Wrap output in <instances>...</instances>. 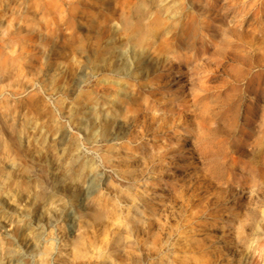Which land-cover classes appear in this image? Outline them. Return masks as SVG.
<instances>
[{
	"label": "rangeland",
	"instance_id": "rangeland-1",
	"mask_svg": "<svg viewBox=\"0 0 264 264\" xmlns=\"http://www.w3.org/2000/svg\"><path fill=\"white\" fill-rule=\"evenodd\" d=\"M130 174L168 224L191 198L175 258L221 238L234 196L235 264H264V0H0V264L72 216L101 246Z\"/></svg>",
	"mask_w": 264,
	"mask_h": 264
},
{
	"label": "bare ground",
	"instance_id": "bare-ground-1",
	"mask_svg": "<svg viewBox=\"0 0 264 264\" xmlns=\"http://www.w3.org/2000/svg\"><path fill=\"white\" fill-rule=\"evenodd\" d=\"M113 167L117 173H121L120 164H113ZM130 175L126 178L128 184L125 185L124 195L118 208L107 215L104 225L107 238L101 246L88 242L87 234L78 228L80 223L78 218L72 216L71 222L74 227L62 240L50 242L43 238L42 233L36 234L39 244L31 248L32 259L28 264H235V255L230 250L233 249L235 252L236 247L247 246L248 233L245 223L250 222V217L249 214L240 211L239 203H235L238 200L234 196L229 197V203L233 204L232 216L224 220L227 229L221 238L215 237L211 245L186 253L184 260L177 259L176 244L179 238H187L184 228L194 224V219L185 215L191 205V198L183 193L175 196V199L173 197L174 203L179 205L176 212H173L174 222L168 224L165 221L170 219L168 214L172 213L167 208L162 209L165 199L161 195H135L134 185L138 181L136 176ZM66 191V187H58L54 194L59 199H64L67 197L63 195ZM90 196L93 199L91 212L103 216L106 204L101 201L96 202L98 196L96 190H92ZM240 197L238 198L241 199ZM123 204L127 209L123 208ZM60 213L55 215L59 216ZM88 215L90 214L86 212L80 218V221L85 222L86 228L90 220ZM164 215L166 218H163ZM206 216L204 215L203 218ZM142 228L148 230L146 241L138 237ZM221 244H226L224 250L220 249ZM27 258L26 253L17 250L8 249L6 252L8 264H27Z\"/></svg>",
	"mask_w": 264,
	"mask_h": 264
}]
</instances>
